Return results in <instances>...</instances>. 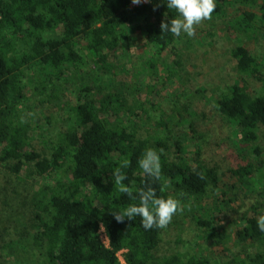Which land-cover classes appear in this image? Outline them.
I'll list each match as a JSON object with an SVG mask.
<instances>
[{"label": "trees", "instance_id": "obj_1", "mask_svg": "<svg viewBox=\"0 0 264 264\" xmlns=\"http://www.w3.org/2000/svg\"><path fill=\"white\" fill-rule=\"evenodd\" d=\"M244 1L253 6L256 0ZM167 2L149 0L134 5L131 0H0V168L16 178L26 166H33L35 173L45 179L60 171L67 174V182H56L54 188L46 189L49 194L37 193L38 232L6 244L4 248L12 256L27 258L38 250L37 264H121L119 255L123 253L126 264H211L205 257H158L155 252L161 244L162 229L146 230L139 216L132 221L125 218L124 222L114 218L112 213L139 204L138 190L147 184L156 188L158 197L171 196L174 187L175 192L181 191L198 202L216 192L220 181L216 168L191 163L184 156L177 162L170 161L163 153L161 179L147 177L138 161L146 149L154 146L150 139L143 138L139 123L127 111L130 108L126 98L107 95L110 101L104 99L98 105L95 102L103 97L98 92L92 101H78L73 107L74 126L57 135L50 156L30 135L31 113L37 99L42 107H57L62 100L67 104L62 95L65 72L83 66L86 56L95 59L94 69L106 64L110 53L130 38L135 26L143 30L149 45L160 50L173 46L179 37L170 32L161 34L160 24L180 17L175 9L167 8ZM232 2L240 0H216L212 16H219ZM258 12L261 16L243 13L239 23L246 33L258 21L264 22V0ZM231 54L243 83L223 89L216 109L225 121L238 128L241 147L261 158L264 67L242 41ZM255 82L262 85L259 95L250 86ZM111 101L117 105L113 107ZM158 126L168 127L163 122ZM160 139L154 138L156 142ZM125 159L130 165L121 167ZM260 166L257 178L251 176V164L241 166L237 174L248 181V188L262 183L264 194ZM116 169L126 175L122 183L133 190L137 199L119 191L112 175ZM259 217L246 219L239 232L240 240L264 243V232L257 226ZM198 223L211 230L214 237L222 236L215 233L208 220ZM102 227L108 245L101 238ZM2 248L0 245V251ZM248 257L247 264H264V251Z\"/></svg>", "mask_w": 264, "mask_h": 264}, {"label": "rangeland", "instance_id": "obj_2", "mask_svg": "<svg viewBox=\"0 0 264 264\" xmlns=\"http://www.w3.org/2000/svg\"><path fill=\"white\" fill-rule=\"evenodd\" d=\"M261 3L263 0H256L253 6L244 0L232 2L219 16L199 25L195 37L182 34L173 46L163 50L149 45L143 30L135 26L130 38L110 53L106 64L94 69L95 59L86 56L83 66L65 72L61 89L67 104L62 100L57 107H42L37 99L31 113L30 135L49 155L57 135L74 126L73 107L78 101H92L98 92L103 94L95 102L98 105L104 99L110 101L107 95L123 96L143 138L150 139L158 152L163 149L168 160L177 162L184 156L191 163L217 169L218 189L201 201L171 187V197L181 200L184 211L162 229L161 244L155 252L158 257L180 255L184 260L205 257L211 264H247L248 256L264 251V243L239 238L246 219L264 215L263 185L248 188V181L237 174L241 166L251 164V176L257 178L261 164L264 173V155L259 158L251 149L241 147L238 128L216 109L223 89L243 83L231 54L237 43L242 41L264 67V22L258 21L249 34L239 23L245 11L258 14ZM95 76L99 77L97 82ZM250 86L256 95L261 93L260 83ZM110 104L117 105L115 101ZM160 122L168 127L158 126ZM259 136L264 140V129H260ZM156 137L161 138L159 142L154 140ZM259 145L264 150V144ZM66 176L60 171L45 179L35 173L33 166H26L16 178L0 168V264H37L38 250L27 258H18L4 246L27 233L38 232L37 193L49 194L46 189L54 188L56 182H67ZM10 220L13 222L8 224ZM199 220H208L215 233L222 236L214 237ZM101 237L108 244L103 230ZM119 256L121 264H126L123 253Z\"/></svg>", "mask_w": 264, "mask_h": 264}, {"label": "clouds", "instance_id": "obj_3", "mask_svg": "<svg viewBox=\"0 0 264 264\" xmlns=\"http://www.w3.org/2000/svg\"><path fill=\"white\" fill-rule=\"evenodd\" d=\"M134 5H139L142 0H131ZM149 2V0H143ZM168 9H175L180 18L172 19L170 22L162 21L160 24L161 34L170 32L175 37L186 34L188 37H195L196 29L204 21L212 18V13L216 9V0H168ZM163 149L159 152L154 148H148L139 159L138 163L147 177L153 181L161 179L162 165L160 156ZM130 161L125 159L121 167H128ZM112 175L115 184L119 186V191L127 195L130 199H137L133 190L122 182L127 179L126 175L116 169ZM203 178V177H201ZM139 204L129 205L123 212L112 213L117 222H124L125 218L129 221L135 217H141L142 226L146 230L152 228L164 229L171 222L177 213L184 211L181 200L174 197L162 198L157 196V190L151 184L138 190ZM257 226L264 232V215L257 220Z\"/></svg>", "mask_w": 264, "mask_h": 264}, {"label": "built area", "instance_id": "obj_4", "mask_svg": "<svg viewBox=\"0 0 264 264\" xmlns=\"http://www.w3.org/2000/svg\"><path fill=\"white\" fill-rule=\"evenodd\" d=\"M142 1H143V0H142ZM102 230H103V232H104V235L106 236V233H105V230H104L103 227L101 228V231H102ZM101 231H100V234H101ZM101 238H102V237H101ZM106 239H107V241H109L107 236H106ZM102 240H103V239H102ZM103 242H104V241H103ZM104 243H105V242H104ZM108 244H109V242H108ZM108 244H106V245H108Z\"/></svg>", "mask_w": 264, "mask_h": 264}]
</instances>
